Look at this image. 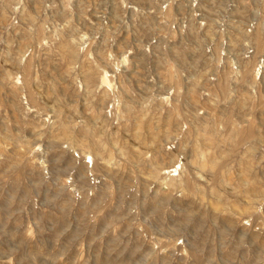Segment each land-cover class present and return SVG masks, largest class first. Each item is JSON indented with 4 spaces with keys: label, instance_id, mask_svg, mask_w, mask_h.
Listing matches in <instances>:
<instances>
[{
    "label": "rangeland",
    "instance_id": "1",
    "mask_svg": "<svg viewBox=\"0 0 264 264\" xmlns=\"http://www.w3.org/2000/svg\"><path fill=\"white\" fill-rule=\"evenodd\" d=\"M0 264H264V0H0Z\"/></svg>",
    "mask_w": 264,
    "mask_h": 264
},
{
    "label": "bare ground",
    "instance_id": "2",
    "mask_svg": "<svg viewBox=\"0 0 264 264\" xmlns=\"http://www.w3.org/2000/svg\"><path fill=\"white\" fill-rule=\"evenodd\" d=\"M65 43H66V42H65ZM104 80H105V79H104ZM253 177H254V176H253ZM252 190H253V189H252ZM256 191H257V190H256ZM256 191H255V192H256Z\"/></svg>",
    "mask_w": 264,
    "mask_h": 264
}]
</instances>
